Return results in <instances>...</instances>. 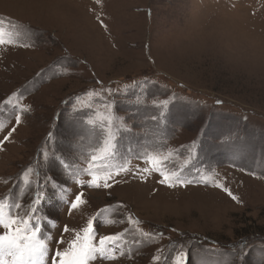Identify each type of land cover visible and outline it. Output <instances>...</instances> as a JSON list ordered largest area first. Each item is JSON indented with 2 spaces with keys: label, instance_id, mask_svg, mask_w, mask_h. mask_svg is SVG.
<instances>
[{
  "label": "rangeland",
  "instance_id": "374dc122",
  "mask_svg": "<svg viewBox=\"0 0 264 264\" xmlns=\"http://www.w3.org/2000/svg\"><path fill=\"white\" fill-rule=\"evenodd\" d=\"M0 19L6 30L20 25L35 44L19 46L26 42L20 36L15 45H0V140L18 107H29L0 150V200L31 202L38 178L33 173L30 186L22 180L30 166L40 180L62 176L55 158L67 152L86 166L80 145L90 136V109L78 100L86 102L89 91L114 100V113L131 128L121 134L122 155L148 141L173 153L168 170L213 181L169 189L157 173L143 181L129 174L111 189H84L88 203L71 215L49 187L42 214L58 218L56 227L41 222L40 238L51 237L49 256L64 225L78 232L95 216L94 243L100 235L122 238L109 245L118 259L91 264H153L156 255L172 264L180 250L186 264H264V0H0ZM13 93L18 107L4 103ZM163 99L169 105L157 125L150 116L161 109L151 103ZM101 102L93 98L94 106ZM131 165L146 166L136 159ZM63 179L71 200L79 189ZM129 213L142 230L163 236L143 240Z\"/></svg>",
  "mask_w": 264,
  "mask_h": 264
},
{
  "label": "snow or ice",
  "instance_id": "6c2138e0",
  "mask_svg": "<svg viewBox=\"0 0 264 264\" xmlns=\"http://www.w3.org/2000/svg\"><path fill=\"white\" fill-rule=\"evenodd\" d=\"M99 3V0H97ZM99 19V17H97ZM101 27H105L101 21ZM24 36V43L19 46L29 48L34 47V42L31 41V35L27 31H22L20 25H12L11 30H6L3 27V20L0 19V45H15L17 37ZM100 83V81H97ZM108 96L115 97L117 92L111 89L105 90ZM87 101H79L83 107L90 109V112L84 123L89 126L90 136L87 145H80V160L86 166L81 167L79 164L69 159L71 152H67L62 156L56 157L62 176L56 174L47 175L43 180H40V172L35 167H28L22 174L24 185L30 186L32 183L31 177L35 173L37 176L36 186L33 191L31 202L23 207L18 200L5 198L0 200V264H47L50 259V264H91L98 258L102 261H113L118 259V255L113 247H109L114 242L121 240L122 234L116 235H100L98 243L93 241L96 239L98 232L95 227L96 217H91L87 220L85 227L80 231L70 229L68 225H64L60 230L59 238L56 239L57 247L51 250L49 256V245L47 237L40 238L41 222L46 221L52 227L57 226V217L54 213L42 214L45 204L48 203L49 194L47 189L51 187L57 198L67 204V213L71 215L73 212L80 210L88 203L84 189H104L113 188L116 184L121 183V178L131 174L142 181L148 175L157 173L160 179L157 181L164 187L169 189L176 187H188L193 184L203 183L205 185L212 184L211 175H200L199 178L189 177L184 174V169L168 170L167 164L173 153L165 152L163 148L157 147L151 142L145 141L138 149L129 146L127 155H122L119 151L122 132H130L131 128L126 126L121 118L114 113V100H105L100 92L89 91L87 93ZM93 98H99L102 102L94 106ZM20 98L16 93H13L5 100V104L19 106ZM137 103H140L137 98ZM222 101H217V104ZM169 105L167 99L155 101L151 106L159 111V115H151V121L157 125L161 124L165 118V111ZM147 106V105H145ZM100 109H103L101 111ZM29 111L28 106L18 107L14 114L15 125L0 140V150H3V145L9 141L17 127L22 123V113ZM73 111H78L74 106ZM3 125H0L2 128ZM97 133L99 134L97 136ZM162 135V133H155ZM76 135V129L70 125V135L68 137L69 145L72 144V137ZM53 133L48 134V140H52ZM95 141V142H94ZM45 160L48 159L47 149H43ZM139 160L141 164L146 165L133 167L131 161ZM255 175V173H251ZM87 176V179L81 177ZM74 181L78 191L74 197L68 200L67 197L71 189L65 185L63 178ZM126 182V181H125ZM214 186L224 191L233 201L239 202L238 198L232 192L224 187L223 184L215 182ZM23 191V189H22ZM123 207V205H121ZM108 209H102L100 212H106ZM97 213V215L100 214ZM109 224L115 223L114 220L107 221ZM129 225H136V233L143 240L151 242L163 236L162 232H149L142 230L139 225L141 222L129 213L127 216ZM73 233L74 238L65 241V234ZM137 243L139 241H136ZM67 243V247L61 248L59 245ZM120 247L119 256H124L125 252L122 246ZM247 253L245 252L244 255ZM129 258H131V249L128 250ZM161 255L153 256V264H160ZM187 254L180 250L172 257V264H186Z\"/></svg>",
  "mask_w": 264,
  "mask_h": 264
}]
</instances>
